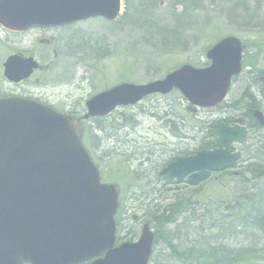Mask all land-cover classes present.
Returning <instances> with one entry per match:
<instances>
[{"label":"water","instance_id":"obj_1","mask_svg":"<svg viewBox=\"0 0 264 264\" xmlns=\"http://www.w3.org/2000/svg\"><path fill=\"white\" fill-rule=\"evenodd\" d=\"M119 6V0H0V25L25 29L97 16L114 20ZM242 49L240 41L226 37L206 52L207 67L185 65L146 85L113 87L85 103L83 119L104 117L118 106L172 89L193 111L215 107L241 71ZM252 117L264 126L260 111L254 110ZM235 123L214 126L210 136L215 140L208 144H214L215 150L177 158L160 174L176 182L189 176L197 183L232 166L239 158L232 145L246 139L243 122ZM81 136L70 116L28 102H0V264L148 263L153 234L147 225L136 242L115 247L118 188L101 183Z\"/></svg>","mask_w":264,"mask_h":264},{"label":"rangeland","instance_id":"obj_2","mask_svg":"<svg viewBox=\"0 0 264 264\" xmlns=\"http://www.w3.org/2000/svg\"><path fill=\"white\" fill-rule=\"evenodd\" d=\"M74 29L82 33L78 36L87 35L72 38L78 46L68 48L72 56L64 59L54 75L55 85L47 89L50 104L61 113L82 114L88 99L120 83L141 85L181 65L201 67L206 64L205 51L221 37L233 36L245 45L244 69L218 108L186 114L187 104L172 92L82 123L84 148L102 180L119 185L124 200L116 243H133L150 217L141 214L138 206L149 200L163 202L172 194L168 189L187 186H165L155 175L157 165L169 162L177 152L196 150L212 124L239 116V100L254 70L261 73L253 89H264V0H122L116 21L90 19L76 23ZM71 33L67 31L66 36ZM249 137L245 147L257 134ZM228 177L212 176L201 186L204 197L222 192L214 195V184L222 187ZM129 231L134 232L132 238L126 235Z\"/></svg>","mask_w":264,"mask_h":264},{"label":"trees","instance_id":"obj_3","mask_svg":"<svg viewBox=\"0 0 264 264\" xmlns=\"http://www.w3.org/2000/svg\"><path fill=\"white\" fill-rule=\"evenodd\" d=\"M260 73L257 69L249 74L253 78L244 89L238 108L247 128L255 131L257 137L246 148L247 157L240 172L224 171L222 175L230 176L224 185L214 184L213 194L222 192L204 197L202 190L188 185L168 189L166 192L172 194L163 202L149 200L138 206L141 214H150L154 230L150 264L264 262V132L251 118L252 109H264V89H253ZM187 154L183 151L181 155ZM166 163L157 165L155 175L165 186L175 185L158 175ZM120 205H124L123 199ZM197 209L201 212L197 213ZM127 235L132 238L134 232Z\"/></svg>","mask_w":264,"mask_h":264},{"label":"flooded vegetation","instance_id":"obj_4","mask_svg":"<svg viewBox=\"0 0 264 264\" xmlns=\"http://www.w3.org/2000/svg\"><path fill=\"white\" fill-rule=\"evenodd\" d=\"M75 25L32 26L23 31H7L0 27V36H3L0 37V101H31L60 112L56 105L50 104L47 89L55 85L54 75L61 69L64 59L72 56L68 48L78 46L72 38L87 35L78 36ZM67 31L72 32L70 37L66 36ZM8 61L11 71L21 76L12 80L6 77ZM211 139L207 136L204 142ZM211 147L214 148L208 146L207 149ZM235 149L239 151L237 146Z\"/></svg>","mask_w":264,"mask_h":264}]
</instances>
